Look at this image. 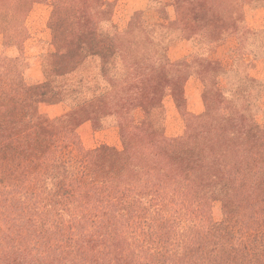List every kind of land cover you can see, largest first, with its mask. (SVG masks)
<instances>
[{
    "label": "trees",
    "instance_id": "obj_1",
    "mask_svg": "<svg viewBox=\"0 0 264 264\" xmlns=\"http://www.w3.org/2000/svg\"><path fill=\"white\" fill-rule=\"evenodd\" d=\"M174 1L180 24L175 19L170 26H181L193 41L199 31L210 43L217 41L203 20L190 18L194 0ZM3 25L21 38L17 21ZM90 36L62 35L61 51ZM191 56L126 72L108 92L69 105L55 118L40 109L56 105L52 100L59 94L27 87L15 61L0 58V264H63L73 253V264H264V112L257 108L258 114L249 115L248 94L242 103L238 97L222 100L219 77L204 83L202 97L214 101L208 118H232L241 139L234 180L206 166L210 129L192 137L193 152L175 157L154 120L168 96L180 108L178 89L190 77ZM64 64L65 58L59 67ZM206 64L219 69L215 60ZM157 67L168 70L165 88L145 98L139 88ZM134 107L142 110V119L134 118ZM106 110L114 113L120 148H85L78 129L86 122L93 130L107 127ZM243 126L260 131L253 136ZM200 182L214 188L206 200L196 196ZM75 232L80 246L73 241Z\"/></svg>",
    "mask_w": 264,
    "mask_h": 264
},
{
    "label": "rangeland",
    "instance_id": "obj_2",
    "mask_svg": "<svg viewBox=\"0 0 264 264\" xmlns=\"http://www.w3.org/2000/svg\"><path fill=\"white\" fill-rule=\"evenodd\" d=\"M243 2L244 5L237 0L193 1L188 14L191 19L205 22L217 40L210 43L201 31L196 32L193 41L194 37L181 33V26L178 29L170 26L175 19L174 24H180L174 0H68L65 4L53 5L43 0H36L35 4L29 0H8L0 5V58L5 57L9 64L15 61L16 72L27 87L49 93L50 97L51 92L59 94L52 100L56 105H42L40 109L55 118L64 114L69 105L108 92L109 85L120 77L125 79L126 72L132 75L138 68L151 69L158 60L178 62L192 55L193 62L187 70L190 77L178 89L182 96L180 108L168 96L162 111H156L161 113L154 120L163 126L164 138L175 157L193 152L192 137L210 129L212 136L207 141L206 166L234 180L242 160L241 139L237 130L234 135L232 118H208L214 101L211 96L202 97V92L207 80L219 77L217 88L222 100L233 101L238 97L242 103L248 94L249 102L245 105L249 115L258 114L259 109L264 112V0ZM12 21L21 24L17 28L22 31L19 40L12 26L3 25ZM82 32L91 36L84 41L77 38L67 47V53H63L61 36H79ZM93 42H98V46L94 48ZM63 56L65 64L61 69L59 63L64 60ZM208 60L217 61L219 69L208 68V64L205 65ZM167 73L166 67L150 71L151 79L139 88L145 98H153L164 90ZM133 92L137 90L133 88ZM134 108V118L142 119V110ZM103 120L109 125L102 130H93L89 122L78 129L85 148L94 149L103 144L120 148L114 113L107 112ZM247 127L253 136L260 131L255 126L241 129ZM195 186L199 199L206 200L214 192L208 182ZM82 220L88 223L86 217ZM73 241L80 246L76 232ZM66 248L69 252L73 250L71 246ZM73 256L74 253L63 264H73Z\"/></svg>",
    "mask_w": 264,
    "mask_h": 264
}]
</instances>
